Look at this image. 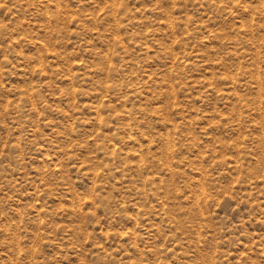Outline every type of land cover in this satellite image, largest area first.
<instances>
[{
	"label": "rangeland",
	"instance_id": "374dc122",
	"mask_svg": "<svg viewBox=\"0 0 264 264\" xmlns=\"http://www.w3.org/2000/svg\"><path fill=\"white\" fill-rule=\"evenodd\" d=\"M0 264H264V0H0Z\"/></svg>",
	"mask_w": 264,
	"mask_h": 264
}]
</instances>
